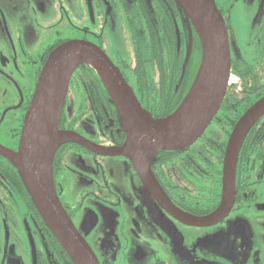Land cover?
Wrapping results in <instances>:
<instances>
[{"label": "flooded vegetation", "instance_id": "obj_1", "mask_svg": "<svg viewBox=\"0 0 264 264\" xmlns=\"http://www.w3.org/2000/svg\"><path fill=\"white\" fill-rule=\"evenodd\" d=\"M215 2L228 26L230 85L192 146L161 151L150 162L156 189L130 157L115 154L128 132L95 71L81 65L71 77L59 129L92 147L63 143L54 155L53 179L63 207L100 264H264V115L240 147L227 212L208 224L187 219L206 218L221 206L230 135L264 96V0ZM74 40L101 48L155 118L168 116L182 102L202 53L192 22L175 0H0L1 147L19 151L41 71L56 48ZM3 199L32 224L29 235L40 234L46 242L35 250L27 246L26 264H75L16 166L0 153ZM210 231L218 232L215 248L201 241ZM14 253L13 244L0 242V264H25Z\"/></svg>", "mask_w": 264, "mask_h": 264}, {"label": "water", "instance_id": "obj_2", "mask_svg": "<svg viewBox=\"0 0 264 264\" xmlns=\"http://www.w3.org/2000/svg\"><path fill=\"white\" fill-rule=\"evenodd\" d=\"M175 1L192 22L201 41L202 55L193 83L174 112L155 118L143 108L120 69L101 48L90 42L74 40L56 48L41 71L25 116L19 151L0 146V153L16 166L37 210L75 264H100L63 207L53 179L54 155L63 143L76 141L92 147L78 134L59 129L75 69L87 65L102 81L128 132L126 144L117 148L115 154L130 157L155 189L150 162L161 151H179L192 146L214 119L226 96L231 75V48L228 26L221 11L215 0ZM60 86L55 124L58 132L50 139L46 134V117ZM196 86L198 90L189 100ZM263 115L264 96L246 110L230 135L224 159L221 206L206 218L188 215L189 223L208 224L221 219L227 212L233 200L240 147L250 128Z\"/></svg>", "mask_w": 264, "mask_h": 264}, {"label": "rangeland", "instance_id": "obj_3", "mask_svg": "<svg viewBox=\"0 0 264 264\" xmlns=\"http://www.w3.org/2000/svg\"><path fill=\"white\" fill-rule=\"evenodd\" d=\"M229 11L230 10H228V12ZM243 26L245 25H240L241 29L243 28ZM239 36L243 39L244 35H242L241 30L238 31V35L236 36L237 48L240 49L242 43H240ZM250 36L251 33H249L244 38L247 39ZM232 48H234V44L232 45ZM218 136L223 140L226 139V136L224 134H219ZM20 210L21 209H17V211H13L11 207L8 206L7 203L4 201V199L0 200V242L13 244V246L15 247L14 257L21 259L20 261L26 264L30 260V255L27 246L31 244L32 250H35L38 248H44L46 242L43 237L41 238L40 234H33L32 236L29 235V230L32 227V224L29 225L25 222L22 216V211ZM201 241L206 247H217L219 244L218 232L210 231L203 234V236L201 237Z\"/></svg>", "mask_w": 264, "mask_h": 264}, {"label": "bare ground", "instance_id": "obj_4", "mask_svg": "<svg viewBox=\"0 0 264 264\" xmlns=\"http://www.w3.org/2000/svg\"><path fill=\"white\" fill-rule=\"evenodd\" d=\"M200 83V82H198ZM61 86L59 87L58 91L55 92V96L53 97V101L50 104V109L48 111L47 117H46V134L48 136V138L52 139V137H54L57 134V130L55 127L56 124V119H57V112H58V104H59V90H60ZM198 90V87L196 86L192 92V94L189 97L190 99H193L194 94L196 93V91Z\"/></svg>", "mask_w": 264, "mask_h": 264}, {"label": "trees", "instance_id": "obj_5", "mask_svg": "<svg viewBox=\"0 0 264 264\" xmlns=\"http://www.w3.org/2000/svg\"><path fill=\"white\" fill-rule=\"evenodd\" d=\"M201 55H202V53H201ZM200 61H201V59H200ZM199 65H200V63H199ZM198 68H199V66H198ZM102 82V81H101ZM174 112V111H173ZM166 117V116H165ZM162 118V117H161ZM185 150V149H184Z\"/></svg>", "mask_w": 264, "mask_h": 264}]
</instances>
